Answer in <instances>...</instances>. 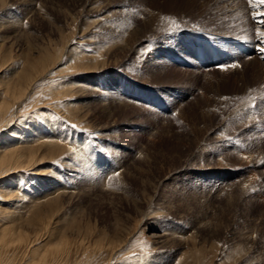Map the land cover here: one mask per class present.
<instances>
[{"label":"rangeland","instance_id":"374dc122","mask_svg":"<svg viewBox=\"0 0 264 264\" xmlns=\"http://www.w3.org/2000/svg\"><path fill=\"white\" fill-rule=\"evenodd\" d=\"M208 4L0 0V264H264L258 31Z\"/></svg>","mask_w":264,"mask_h":264},{"label":"bare ground","instance_id":"6f19581e","mask_svg":"<svg viewBox=\"0 0 264 264\" xmlns=\"http://www.w3.org/2000/svg\"><path fill=\"white\" fill-rule=\"evenodd\" d=\"M193 2H195V3H199L200 5H202V6H204V5H206L207 3H209L208 4V6L209 7H212V11L214 12L215 11V13L217 14V18H218V20H219V22H222V23H225V22H229V21H231V23H234L235 24V26H237V27H239V25L241 26L242 25V23L244 22V18H243V14H242V10L240 9V7H244V6H246V3H247V7L249 8V6H251V4L250 3H248L246 0H193ZM207 6V5H206ZM214 6V7H213ZM214 8H216V9H214ZM218 11V12H217ZM161 13L160 12H155L154 13V17L156 16V15H160ZM248 14L250 15V18H251V21H250V23H249V25L251 26H253L254 27V30H256V31H264V23H261L260 21L261 20H264V15H262V14H264V4H257V6L255 7V8H253V7H251V9H249V11H248ZM162 16V15H161ZM165 18V17H164ZM159 19V18H158ZM162 21V20H161ZM232 38V37H231ZM232 40H234V39H232ZM240 41H242L243 43H248L249 45L247 46L248 47V49H249V55H251V54H254L255 56H252V57H247V55H245V53H238L236 50H233L234 51V54L235 55H238V57L239 58H243V59H246V60H249V59H251L252 61H251V63L250 64H248V65H245L246 67H248V69L249 68H252V67H254V61H253V59L254 58H259L260 59V61L262 62L261 63V68L262 69H256V68H253L252 70H251V73H252V76H254V77H256V78H260V82H262V81H264V61H262V59H261V57H262V54H263V52H261L260 51V49L261 48H264V42H261V38L259 37V36H255V38H253V39H242V40H240ZM202 45H205V48L202 46ZM199 47H201L202 49H201V53L203 54V51H204V49L205 50H207V48L208 47H210V45H209V43H207V42H202L201 44H199L198 45ZM227 50H230V49H227ZM207 53L208 54H205V56H203L204 58L205 57H207V59L204 61V62H200V60H198V52H196V57H197V60L200 62V63H202V64H204L203 66H205V67H210L211 65L213 66L214 65V63H213V61H212V56H211V52L209 51V50H207ZM195 54V53H194ZM264 55V54H263ZM221 56V55H220ZM259 56V57H258ZM203 57H201V58H203ZM221 59H223V57L221 58ZM223 62H224V60H223ZM239 63V62H238ZM226 64V63H225ZM211 66V67H212ZM223 68V67H222ZM25 74V73H24ZM27 76V75H26ZM22 78V77H21ZM32 79V78H31ZM22 80V79H21ZM23 80H25V79H23ZM27 80V79H26ZM260 82H259V86H258V88H257V90L255 91L258 95H259V93L261 92V91H263L264 92V83L263 84H260ZM21 83V82H20ZM23 84H24V82H23ZM30 84V83H29ZM19 85V84H18ZM17 85V86H18ZM26 86L27 85H25V88H26ZM19 87V86H18ZM23 88V87H22ZM17 89V88H16ZM15 90V89H14ZM21 90L22 89H20V93H21ZM13 91V90H12ZM11 91V92H12ZM17 92V91H16ZM9 93V92H8ZM13 93V92H12ZM23 93V92H22ZM24 93H26V92H24ZM14 94H15V91H14ZM18 94V92L16 93V95ZM23 95V94H22ZM15 96V95H14ZM20 96V95H19ZM23 97V96H22ZM12 98V97H11ZM20 98V97H19ZM16 99V98H15ZM13 101H14V99H12ZM17 100V99H16ZM19 100V99H18ZM7 101V100H6ZM5 101V102H6ZM15 102V101H14ZM13 102V103H14ZM4 103V102H3ZM8 103H10V101L8 100ZM16 103V102H15ZM7 104V103H6ZM7 105H10V104H7ZM1 108V107H0ZM3 108H4V106H3ZM6 108V107H5ZM8 108H9V106H8ZM5 110V109H4ZM1 111H2V108H1ZM56 145V144H55ZM61 151V150H60ZM11 153V152H10ZM10 153H8V154H10ZM13 153H16L15 151L13 152ZM18 154V153H17ZM54 154V153H53ZM28 155V154H27ZM6 156V155H5ZM14 156V155H13ZM19 156V155H18ZM21 156H22V154H21ZM3 157V156H2ZM1 157V158H2ZM10 157H12L11 155H10ZM28 157H30V156H28ZM27 157V158H28ZM22 158V157H21ZM21 158H18L19 160H22ZM35 158V157H34ZM3 160H5V159H3ZM6 160L7 161H9L8 160V157L6 158ZM13 160V159H12ZM17 160V159H16ZM18 160V161H19ZM33 161H34V159H32ZM1 161V160H0ZM11 161V160H10ZM27 161V160H26ZM11 163V162H10ZM27 163H28V161H27ZM7 164V163H6ZM12 164L14 165V163L12 162ZM2 165H4V164H2ZM1 165V167H3ZM26 165V164H25ZM8 167H10V165H8ZM15 168H17V167H15ZM20 168H21V166H20ZM26 168V167H25ZM3 169V171H5L4 170V168H2ZM6 170H7V168H6ZM13 170V169H12ZM3 171H0V172H3ZM11 171V170H10ZM6 172V171H5ZM9 172V171H8ZM4 173V172H3ZM1 230V229H0ZM6 230V229H5ZM3 232H5V231H3ZM5 235V233H3V235H1L2 236V238H3V236ZM7 236V235H6ZM5 237V236H4ZM9 238V237H8ZM1 240V239H0ZM11 240V239H10ZM6 241V240H5ZM12 243V242H11ZM14 243V242H13ZM10 244V243H9Z\"/></svg>","mask_w":264,"mask_h":264},{"label":"snow or ice","instance_id":"6c2138e0","mask_svg":"<svg viewBox=\"0 0 264 264\" xmlns=\"http://www.w3.org/2000/svg\"><path fill=\"white\" fill-rule=\"evenodd\" d=\"M249 3L253 8L257 6V4H264V0H249ZM264 15V14H262ZM261 23H264V20L260 21ZM257 36L261 38V42H264V31H258ZM261 52H264V48L260 49Z\"/></svg>","mask_w":264,"mask_h":264}]
</instances>
